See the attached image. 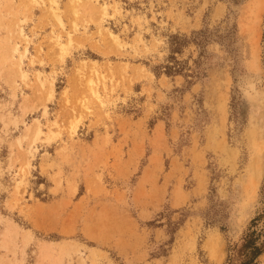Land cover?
<instances>
[{"label":"rangeland","instance_id":"obj_1","mask_svg":"<svg viewBox=\"0 0 264 264\" xmlns=\"http://www.w3.org/2000/svg\"><path fill=\"white\" fill-rule=\"evenodd\" d=\"M57 1L0 0V264H227L263 206L264 7Z\"/></svg>","mask_w":264,"mask_h":264},{"label":"trees","instance_id":"obj_2","mask_svg":"<svg viewBox=\"0 0 264 264\" xmlns=\"http://www.w3.org/2000/svg\"><path fill=\"white\" fill-rule=\"evenodd\" d=\"M261 201L262 209L250 220L241 243L230 247L227 264H257L264 253V193Z\"/></svg>","mask_w":264,"mask_h":264},{"label":"bare ground","instance_id":"obj_3","mask_svg":"<svg viewBox=\"0 0 264 264\" xmlns=\"http://www.w3.org/2000/svg\"><path fill=\"white\" fill-rule=\"evenodd\" d=\"M28 1V3L29 2H31L33 5L34 4H38L39 3V0H27ZM95 1H97V0H95ZM46 2H47V8H48V10L52 13V14H54V15H56V13H57V11L59 10V4H58V1L57 0H46ZM98 2V1H97ZM255 4H256V6H257V8L259 9V10H263V7H264V0H255ZM99 3V2H98ZM41 5V4H40ZM100 6H101V10L103 11V13H105V11H106V4H105V2H102L101 4H100ZM255 21V20H254ZM255 27V26H254ZM255 28H253V30H254ZM256 31V30H255ZM19 34H20V36H22L23 38H24V40L27 42L26 44H25V47H24V51H23V53H26L27 51H28V43H29V41H27V38L25 37V35H24V33H23V30L22 29H19ZM110 33V32H109ZM254 33V32H253ZM112 36H116V34H114V33H110ZM254 35V34H253ZM254 37V36H253ZM56 42H59V40L56 38V40H55ZM255 44V43H254ZM12 50H13V52L14 53H18L19 51H18V46H14V48H12ZM23 53L21 54V56L23 55ZM18 57H20V55H18ZM77 127V125L75 124V126H74V128H73V130H75V128ZM261 165V164H260ZM247 179V178H246ZM260 179V169L259 168H257V169H255V171H253L252 173H251V186L252 185H254L253 187H255L256 186V184H257V181ZM248 180V179H247ZM254 181H256V183H254ZM215 242H213V238H209L207 241H206V247L208 248V250H209V252H210V255L215 259V262H219L220 261V259H221V256L219 257V258H217L218 256H216L215 255V253H216V249H215ZM216 257V258H215Z\"/></svg>","mask_w":264,"mask_h":264}]
</instances>
